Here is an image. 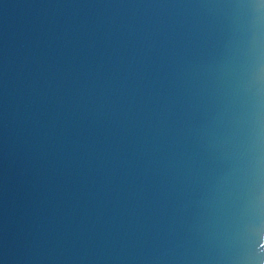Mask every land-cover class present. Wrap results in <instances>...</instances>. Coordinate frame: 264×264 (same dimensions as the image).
Listing matches in <instances>:
<instances>
[{
    "label": "water",
    "instance_id": "obj_1",
    "mask_svg": "<svg viewBox=\"0 0 264 264\" xmlns=\"http://www.w3.org/2000/svg\"><path fill=\"white\" fill-rule=\"evenodd\" d=\"M264 0H0V264H262Z\"/></svg>",
    "mask_w": 264,
    "mask_h": 264
},
{
    "label": "bare ground",
    "instance_id": "obj_2",
    "mask_svg": "<svg viewBox=\"0 0 264 264\" xmlns=\"http://www.w3.org/2000/svg\"><path fill=\"white\" fill-rule=\"evenodd\" d=\"M262 264H264V259H263V261H262Z\"/></svg>",
    "mask_w": 264,
    "mask_h": 264
}]
</instances>
